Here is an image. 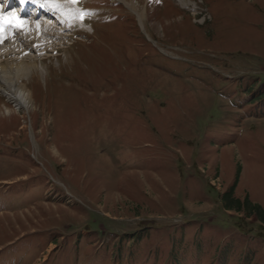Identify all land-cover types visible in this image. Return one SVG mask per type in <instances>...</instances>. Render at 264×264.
Listing matches in <instances>:
<instances>
[{
  "label": "rangeland",
  "instance_id": "rangeland-1",
  "mask_svg": "<svg viewBox=\"0 0 264 264\" xmlns=\"http://www.w3.org/2000/svg\"><path fill=\"white\" fill-rule=\"evenodd\" d=\"M129 2L0 43V264H264V0Z\"/></svg>",
  "mask_w": 264,
  "mask_h": 264
},
{
  "label": "bare ground",
  "instance_id": "bare-ground-1",
  "mask_svg": "<svg viewBox=\"0 0 264 264\" xmlns=\"http://www.w3.org/2000/svg\"><path fill=\"white\" fill-rule=\"evenodd\" d=\"M43 5H45L44 7L45 10L49 12L53 11L48 5V3L45 2V4ZM129 5L131 6L132 4H129ZM0 21L3 23L6 21H9V13L7 11H2V15H0ZM8 34H9L8 31L3 32L2 27H0V36L3 37L2 41H5L4 38ZM32 35L35 36L37 35V33L35 34L33 33ZM32 35L31 36L29 35L30 38L32 37ZM40 40H41L40 38H37V39L35 38L30 42V44H32V46L30 47L32 48V51L35 53L38 52V50H41V46L38 45V41L40 42ZM2 41H0V43ZM35 67L42 69V66L41 65L38 66L34 60L24 61L22 59L21 60L19 59V60H12V61H6V62L0 61V88L7 89L8 91H10L12 95L14 96L16 95L17 98L21 100H24V101L28 100L30 93L28 89L25 87V85L22 83L21 77L23 75L25 76L30 71V69L35 68Z\"/></svg>",
  "mask_w": 264,
  "mask_h": 264
},
{
  "label": "snow or ice",
  "instance_id": "snow-or-ice-1",
  "mask_svg": "<svg viewBox=\"0 0 264 264\" xmlns=\"http://www.w3.org/2000/svg\"><path fill=\"white\" fill-rule=\"evenodd\" d=\"M37 2L38 0H18V3L21 5L20 11H23V6H25L27 3H37ZM3 7L4 6H0V15H2ZM2 40H3V37L0 36V41Z\"/></svg>",
  "mask_w": 264,
  "mask_h": 264
}]
</instances>
